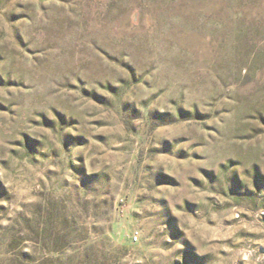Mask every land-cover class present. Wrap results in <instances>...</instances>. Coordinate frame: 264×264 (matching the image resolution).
<instances>
[{
    "label": "rangeland",
    "instance_id": "obj_1",
    "mask_svg": "<svg viewBox=\"0 0 264 264\" xmlns=\"http://www.w3.org/2000/svg\"><path fill=\"white\" fill-rule=\"evenodd\" d=\"M0 264H264V0H0Z\"/></svg>",
    "mask_w": 264,
    "mask_h": 264
}]
</instances>
